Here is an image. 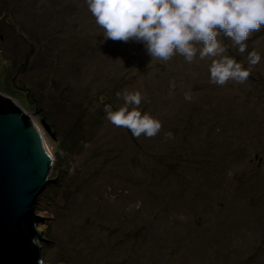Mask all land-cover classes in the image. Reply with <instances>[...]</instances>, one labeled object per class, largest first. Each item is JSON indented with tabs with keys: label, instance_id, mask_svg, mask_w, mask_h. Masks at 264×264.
Listing matches in <instances>:
<instances>
[{
	"label": "rangeland",
	"instance_id": "1",
	"mask_svg": "<svg viewBox=\"0 0 264 264\" xmlns=\"http://www.w3.org/2000/svg\"><path fill=\"white\" fill-rule=\"evenodd\" d=\"M220 39L244 68L261 56L246 82H210L198 54L105 41L86 0H0V95L52 154L41 264H264V27L243 54ZM125 90L161 122L155 137L106 119Z\"/></svg>",
	"mask_w": 264,
	"mask_h": 264
},
{
	"label": "clouds",
	"instance_id": "2",
	"mask_svg": "<svg viewBox=\"0 0 264 264\" xmlns=\"http://www.w3.org/2000/svg\"><path fill=\"white\" fill-rule=\"evenodd\" d=\"M104 40L142 43L150 57L168 61L176 54L191 63L197 56L210 60V82L223 86L229 81L244 83L252 68L261 61L255 50L248 52V68L226 55V37L239 53L246 41L264 27V0H86ZM121 93H117L120 97ZM123 105L113 111L105 105L106 119L115 127L125 128L133 137H155L162 124L139 106V91H124ZM191 100V93L185 94ZM166 139L173 138L171 132Z\"/></svg>",
	"mask_w": 264,
	"mask_h": 264
},
{
	"label": "water",
	"instance_id": "3",
	"mask_svg": "<svg viewBox=\"0 0 264 264\" xmlns=\"http://www.w3.org/2000/svg\"><path fill=\"white\" fill-rule=\"evenodd\" d=\"M50 164L32 120L0 95V264H41L39 246L32 239L38 196Z\"/></svg>",
	"mask_w": 264,
	"mask_h": 264
},
{
	"label": "trees",
	"instance_id": "4",
	"mask_svg": "<svg viewBox=\"0 0 264 264\" xmlns=\"http://www.w3.org/2000/svg\"><path fill=\"white\" fill-rule=\"evenodd\" d=\"M49 177L50 178H47V181H46V184H45V187H44V189H43V194L46 192V191H48L50 188H52L51 187V184L53 183V182H55L53 179H54V177H52L51 176V174L49 175ZM48 182V183H47ZM40 201H41V198L40 197H38V202H37V204H40Z\"/></svg>",
	"mask_w": 264,
	"mask_h": 264
},
{
	"label": "bare ground",
	"instance_id": "5",
	"mask_svg": "<svg viewBox=\"0 0 264 264\" xmlns=\"http://www.w3.org/2000/svg\"><path fill=\"white\" fill-rule=\"evenodd\" d=\"M35 125V124H34ZM36 126V125H35ZM36 128H37V130L39 131V129H38V127L36 126ZM39 133H40V135L42 136V139H43V141H44V143H45V145H46V148H47V150H48V152H49V154H50V157H51V160H52V154H51V151H50V149H49V147H48V144L46 143V140H45V138H44V136L42 135V133L39 131Z\"/></svg>",
	"mask_w": 264,
	"mask_h": 264
}]
</instances>
